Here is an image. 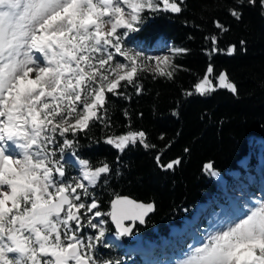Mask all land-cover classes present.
<instances>
[{"label": "snow or ice", "instance_id": "snow-or-ice-1", "mask_svg": "<svg viewBox=\"0 0 264 264\" xmlns=\"http://www.w3.org/2000/svg\"><path fill=\"white\" fill-rule=\"evenodd\" d=\"M183 3L0 0V264H120L100 255L110 247L105 218L117 237L130 236L133 228L125 221L144 224L155 205L116 197L110 210L103 211L95 189L108 182L113 167L81 158L80 139L94 127H111L109 94L129 99L128 87L141 94L140 72L173 76L161 69L162 64L175 68L169 57H143L125 47V37L139 31L145 10L179 14ZM234 4L228 12L237 22L246 6L259 4L264 15V0ZM214 24L228 31L219 20ZM210 40V55L222 51L217 36ZM236 51L232 45L226 54ZM151 60L154 68L147 63ZM218 89L238 95L228 75H215L209 64L187 95L207 98ZM103 143L118 151L117 161L130 146L156 147L144 131L133 130L106 135ZM69 154L72 160L66 158ZM156 163L169 171L181 161L163 163L157 155ZM73 164L79 174L68 177L66 169ZM204 167L216 175L212 164ZM178 264H264V202L210 234Z\"/></svg>", "mask_w": 264, "mask_h": 264}, {"label": "trees", "instance_id": "trees-1", "mask_svg": "<svg viewBox=\"0 0 264 264\" xmlns=\"http://www.w3.org/2000/svg\"><path fill=\"white\" fill-rule=\"evenodd\" d=\"M233 6L234 0H184L179 14H142L144 22L136 39L152 44L162 37L186 51L174 56L171 78L142 71L138 77L140 95L132 87L126 89L129 99L109 94L111 127H94L80 139L81 158L94 166L103 161L113 167L108 182L95 189L103 211H109L111 201L120 195L154 203L155 211L146 224L136 225V231L145 236L167 234L198 203L216 193L217 181L206 174V164L221 173L237 169L251 150V138H264V15L259 4L246 6L242 21L237 22L228 12ZM216 20L228 31L217 29ZM213 35L222 51L210 55ZM242 40L246 42L243 45ZM232 45L237 51L227 55ZM209 64L215 75H228L238 95L226 89H218L207 98L187 95L194 92ZM129 130L144 131L147 142L156 147L130 146L117 161L118 151L103 143V138ZM157 155L163 163L179 159L181 164L163 171L157 166ZM77 173L74 165L66 169L68 177ZM108 224L114 232L113 225Z\"/></svg>", "mask_w": 264, "mask_h": 264}, {"label": "rangeland", "instance_id": "rangeland-1", "mask_svg": "<svg viewBox=\"0 0 264 264\" xmlns=\"http://www.w3.org/2000/svg\"><path fill=\"white\" fill-rule=\"evenodd\" d=\"M146 12L148 10L142 14L147 16ZM139 26L137 25L138 28ZM135 34L136 32H132L125 37L126 48L141 52L143 57L167 56L170 63H173L179 47L160 39L154 46L145 48L135 40ZM147 63L151 68L155 67V60ZM161 69L169 71L170 68L162 64ZM250 142V154L240 161L239 169L229 170L225 174L213 169L216 175L205 171L217 181L219 190L214 194L213 200L198 204L180 226H173L167 237H146L143 232L138 231L137 239L127 243L126 238L112 233L108 224L107 243L110 247L100 250L101 257L118 260L121 264H178L186 258L191 248L202 245L210 234L236 220L258 203L264 202V139L252 137ZM68 157L73 159L70 154ZM76 168L78 169L77 166ZM105 219L110 222L109 218ZM85 234H92V230H86ZM149 246L150 251H147Z\"/></svg>", "mask_w": 264, "mask_h": 264}, {"label": "water", "instance_id": "water-1", "mask_svg": "<svg viewBox=\"0 0 264 264\" xmlns=\"http://www.w3.org/2000/svg\"><path fill=\"white\" fill-rule=\"evenodd\" d=\"M118 197H127L128 199H131V200H134V201H136V202H138V203H145V204H148L147 202H144V201H141V200H137V199H135V198H133V197H131V196H128V195H121V196H118ZM115 199V198H114ZM113 199V200H114ZM152 203V202H151ZM152 204H154V203H152ZM154 212V211H153ZM153 212H151V213H149L148 214V216L147 217H145V221L147 220V218L153 213ZM129 223V224H128ZM136 223H139L138 221L137 222H135V224H133L131 221H125V224L126 225H129V226H132V228H133V230H134V228H135V225H136ZM140 224V223H139ZM145 224V223H144ZM144 224H141V225H144ZM115 227V226H114ZM127 237H129L130 239H135L136 237H137V235H130V236H127Z\"/></svg>", "mask_w": 264, "mask_h": 264}, {"label": "bare ground", "instance_id": "bare-ground-1", "mask_svg": "<svg viewBox=\"0 0 264 264\" xmlns=\"http://www.w3.org/2000/svg\"><path fill=\"white\" fill-rule=\"evenodd\" d=\"M70 159H71V158H70ZM258 189L262 190V188H261V187H259Z\"/></svg>", "mask_w": 264, "mask_h": 264}]
</instances>
